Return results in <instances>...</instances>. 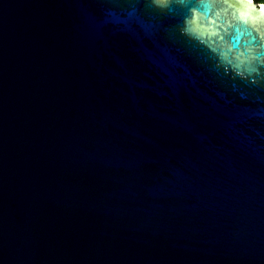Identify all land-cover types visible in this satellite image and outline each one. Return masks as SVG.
I'll use <instances>...</instances> for the list:
<instances>
[{
	"label": "water",
	"instance_id": "obj_1",
	"mask_svg": "<svg viewBox=\"0 0 264 264\" xmlns=\"http://www.w3.org/2000/svg\"><path fill=\"white\" fill-rule=\"evenodd\" d=\"M202 2L0 0V264H264V3Z\"/></svg>",
	"mask_w": 264,
	"mask_h": 264
},
{
	"label": "snow or ice",
	"instance_id": "obj_2",
	"mask_svg": "<svg viewBox=\"0 0 264 264\" xmlns=\"http://www.w3.org/2000/svg\"><path fill=\"white\" fill-rule=\"evenodd\" d=\"M151 7L153 10L157 11L158 8V0H149ZM176 0H167V7L171 8L174 6ZM184 9H185V16L187 19L192 18V14L195 10H200L199 6L205 5V3L202 2V0H183ZM170 19H175L174 17ZM250 40L249 43L251 46H255L256 48H262L264 47V41H261V39L256 35L255 32L249 30L248 32ZM260 52H257L255 56L252 58L253 63L258 61L262 56L259 54Z\"/></svg>",
	"mask_w": 264,
	"mask_h": 264
},
{
	"label": "trees",
	"instance_id": "obj_3",
	"mask_svg": "<svg viewBox=\"0 0 264 264\" xmlns=\"http://www.w3.org/2000/svg\"><path fill=\"white\" fill-rule=\"evenodd\" d=\"M256 3H264V0H255Z\"/></svg>",
	"mask_w": 264,
	"mask_h": 264
},
{
	"label": "bare ground",
	"instance_id": "obj_4",
	"mask_svg": "<svg viewBox=\"0 0 264 264\" xmlns=\"http://www.w3.org/2000/svg\"><path fill=\"white\" fill-rule=\"evenodd\" d=\"M264 6V5H263Z\"/></svg>",
	"mask_w": 264,
	"mask_h": 264
}]
</instances>
